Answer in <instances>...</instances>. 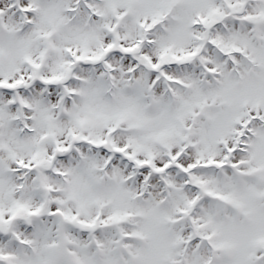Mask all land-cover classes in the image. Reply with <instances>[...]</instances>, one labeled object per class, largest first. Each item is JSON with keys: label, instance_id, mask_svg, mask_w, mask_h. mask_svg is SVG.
Masks as SVG:
<instances>
[{"label": "snow or ice", "instance_id": "obj_1", "mask_svg": "<svg viewBox=\"0 0 264 264\" xmlns=\"http://www.w3.org/2000/svg\"><path fill=\"white\" fill-rule=\"evenodd\" d=\"M0 264H264V0H0Z\"/></svg>", "mask_w": 264, "mask_h": 264}]
</instances>
